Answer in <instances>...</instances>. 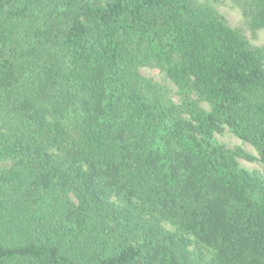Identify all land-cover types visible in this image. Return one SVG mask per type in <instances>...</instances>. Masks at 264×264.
I'll return each instance as SVG.
<instances>
[{
	"label": "trees",
	"instance_id": "16d2710c",
	"mask_svg": "<svg viewBox=\"0 0 264 264\" xmlns=\"http://www.w3.org/2000/svg\"><path fill=\"white\" fill-rule=\"evenodd\" d=\"M224 125L264 163V48L216 8L0 0V264H264V178Z\"/></svg>",
	"mask_w": 264,
	"mask_h": 264
},
{
	"label": "rangeland",
	"instance_id": "374dc122",
	"mask_svg": "<svg viewBox=\"0 0 264 264\" xmlns=\"http://www.w3.org/2000/svg\"><path fill=\"white\" fill-rule=\"evenodd\" d=\"M196 1L200 4L216 8L226 18L231 28L237 30L251 47L264 48V30H254L234 0ZM140 72L143 76L153 79L155 83L165 88L167 92L166 98L176 104L180 103L178 88L165 73L149 67L142 68ZM193 96L195 100H199L203 109L209 111V106L205 102L201 101L197 95L194 94ZM215 139L217 143L225 146L229 150L235 151L240 149L253 157L251 160L238 158L240 168L256 177L264 178V163L261 161L258 151L252 144L235 135L226 125L216 131ZM5 167L6 164H2L0 169Z\"/></svg>",
	"mask_w": 264,
	"mask_h": 264
}]
</instances>
